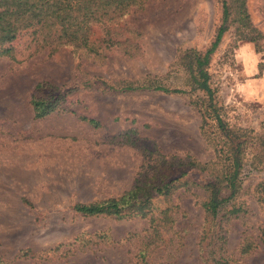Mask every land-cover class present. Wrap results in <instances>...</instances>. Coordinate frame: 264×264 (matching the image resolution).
Here are the masks:
<instances>
[{
    "label": "rangeland",
    "instance_id": "rangeland-1",
    "mask_svg": "<svg viewBox=\"0 0 264 264\" xmlns=\"http://www.w3.org/2000/svg\"><path fill=\"white\" fill-rule=\"evenodd\" d=\"M227 1L228 27L207 72L214 102L242 142L243 164L239 191L213 218L196 187L153 193L155 216L172 211L154 224L124 210L84 215L74 206L121 197L163 155L216 157L202 130L208 98L185 85L180 58L209 48L222 22L220 0H147L131 9L118 23L131 55L118 47L99 57L70 46L51 52L29 33L12 42L0 56L1 264H216L220 256L264 264V0H244L249 27L239 23L237 0ZM45 94L56 106L36 117L31 98ZM185 171L192 182L209 180ZM231 206L241 211L221 219Z\"/></svg>",
    "mask_w": 264,
    "mask_h": 264
},
{
    "label": "trees",
    "instance_id": "trees-1",
    "mask_svg": "<svg viewBox=\"0 0 264 264\" xmlns=\"http://www.w3.org/2000/svg\"><path fill=\"white\" fill-rule=\"evenodd\" d=\"M147 0H0V56L8 55L12 51V42L20 35L29 33L32 40L41 48H48L54 52L60 47L70 46L76 51L102 56L106 50L113 48L123 49L126 39L121 40V27L119 20L131 9H140ZM222 4V22L217 28L214 40L204 52L187 50L180 58L184 68L185 85L197 88L205 92L208 104L203 112L202 130L209 143L216 145L217 155L213 160L204 163L197 162L190 157L181 159L172 157L166 160L164 155L159 161L150 165L151 175L136 179L133 187L119 198H109L103 201L90 203H77L74 209L84 215L115 214L121 215L122 211L129 214H141L149 217L154 224L158 218L170 219L171 208H161L158 216L153 213L154 206L152 194L157 193L166 196L171 191L181 187H196L202 189L205 211L209 216L216 217L225 203L234 198L240 188L239 176L242 169L241 141L235 142L236 136H232V130L228 122L222 116L221 107L214 102V90L210 86V75L207 65L210 55L218 46L223 33L227 30L230 6L227 0H220ZM241 1V2H239ZM244 0H237L236 12L241 20L240 24L249 27L248 15L243 8ZM239 9V10H238ZM245 21V22H242ZM100 30V34L94 37V29ZM133 54V48L128 50ZM44 85L39 83L38 89ZM149 88L162 91L181 92L180 88L169 90L161 85H149ZM36 88V89H37ZM56 88H49L53 92ZM126 89H133L128 86ZM45 94L38 98L33 96L31 104L34 115L41 117L54 109L56 100ZM59 96V95H58ZM211 118L213 123L207 120ZM95 125L93 119H87ZM217 136L219 139L216 141ZM181 168V169H180ZM185 168H196L209 174V180L204 183L192 182L185 178ZM227 196H222L225 191ZM241 211V206L231 208L222 215H236ZM124 212V214H128ZM220 245L223 247L224 236ZM216 264H227L223 256H220ZM1 264V263H0Z\"/></svg>",
    "mask_w": 264,
    "mask_h": 264
}]
</instances>
